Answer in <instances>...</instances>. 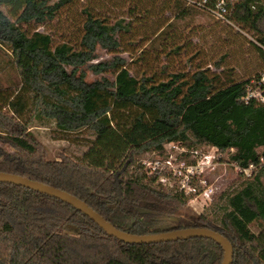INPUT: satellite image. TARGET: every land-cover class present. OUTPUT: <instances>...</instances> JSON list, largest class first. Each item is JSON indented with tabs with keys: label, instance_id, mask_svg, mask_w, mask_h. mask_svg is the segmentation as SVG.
Instances as JSON below:
<instances>
[{
	"label": "trees",
	"instance_id": "obj_1",
	"mask_svg": "<svg viewBox=\"0 0 264 264\" xmlns=\"http://www.w3.org/2000/svg\"><path fill=\"white\" fill-rule=\"evenodd\" d=\"M68 1L0 0V68L18 82L0 83V171L64 189L128 232L209 227L230 240V264H264V100L244 99L251 78L221 83L203 67L189 76L137 77L118 53V32L129 21L109 22L87 8L76 44H53L48 32L28 30ZM230 15L254 30L264 61V0H236ZM97 46L112 55L94 60ZM88 71L113 77L88 79ZM42 119H52L62 134L86 131L85 148L49 158L30 128ZM167 141L215 146L240 168H253L220 195L213 213L195 215L190 195L166 189L137 161L145 151L163 155ZM222 258L221 245L205 236L125 242L58 197L0 181V264H220Z\"/></svg>",
	"mask_w": 264,
	"mask_h": 264
},
{
	"label": "rangeland",
	"instance_id": "obj_2",
	"mask_svg": "<svg viewBox=\"0 0 264 264\" xmlns=\"http://www.w3.org/2000/svg\"><path fill=\"white\" fill-rule=\"evenodd\" d=\"M49 2L55 0H48ZM198 0H69L62 5L53 19L42 23L30 22L28 30L38 29L51 35L52 43L68 41L76 44L82 32L85 18L84 8L94 15L105 17L109 22L123 17L129 21V29L119 31L118 53L126 59L130 73L139 77L152 74L156 80L165 79L168 72L183 71L186 76L198 67L208 74L216 73L221 83L244 78L254 79L264 74V61L257 50L254 30L229 15L228 20L217 19L209 11L195 4ZM234 2L236 0H233ZM186 7V11L182 8ZM6 10L8 7H4ZM112 52L97 46L96 58L104 59ZM1 59V55H0ZM105 74L112 78L111 71L94 74L93 79ZM0 83L15 87L16 75L8 67L0 68ZM254 89L255 82H251ZM31 130L46 150L49 158H59L62 153L77 155L85 148L86 131L62 134L52 119L34 120ZM184 145V144H183ZM197 154L211 155L212 161H204L201 172L193 179L199 187L211 186L210 198L204 195L189 197L187 206L195 215L210 209L215 202L222 203L220 195L239 187L244 177L251 173L252 165L246 170L227 160L225 154L215 146L199 144L187 146ZM194 153H187V160H194ZM153 151L136 156L137 161L152 159ZM264 182V175H263ZM174 177H169L166 189L175 191ZM257 230L255 223L251 224Z\"/></svg>",
	"mask_w": 264,
	"mask_h": 264
},
{
	"label": "built area",
	"instance_id": "obj_3",
	"mask_svg": "<svg viewBox=\"0 0 264 264\" xmlns=\"http://www.w3.org/2000/svg\"><path fill=\"white\" fill-rule=\"evenodd\" d=\"M195 4L203 7L209 11L217 19L228 20L234 5L233 0H198L193 1ZM251 82H255V88L251 87V83L248 86V91L244 96V99H248L250 96L259 100H264V74L259 78L251 79ZM194 153V160H187V153ZM213 156L203 153L201 156L197 154L196 149L188 150L186 146L177 141H167L164 144V154L155 155L152 159L142 160L145 172L147 175H156L157 180L164 185L168 181L169 177H174L175 190L183 192L190 197H197L198 195H204L210 198L213 193L211 186L199 187L193 179L201 172L200 167L205 160L212 161ZM249 167L243 168L247 171Z\"/></svg>",
	"mask_w": 264,
	"mask_h": 264
},
{
	"label": "water",
	"instance_id": "obj_4",
	"mask_svg": "<svg viewBox=\"0 0 264 264\" xmlns=\"http://www.w3.org/2000/svg\"><path fill=\"white\" fill-rule=\"evenodd\" d=\"M0 181H7V182L23 185L47 193L51 196L58 197L63 201L73 205L83 213H85L92 220H94L100 227H102L107 233L125 242L147 243V242L182 239L192 236H205L216 240L223 248V258L220 264H230L232 261L233 246L230 240L219 231L211 229L209 227L185 226L170 230H164L160 232L141 233V234L132 233L114 226L111 222H109L106 218H104L99 212L94 210L84 200L64 189L58 188L56 186L42 182L40 180L32 179L27 176L18 173L8 172V171H0Z\"/></svg>",
	"mask_w": 264,
	"mask_h": 264
}]
</instances>
